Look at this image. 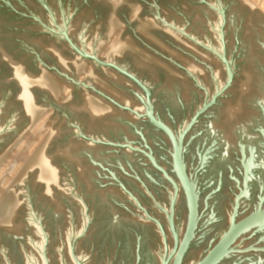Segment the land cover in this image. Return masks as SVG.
Returning a JSON list of instances; mask_svg holds the SVG:
<instances>
[{"label": "water", "instance_id": "95a60500", "mask_svg": "<svg viewBox=\"0 0 264 264\" xmlns=\"http://www.w3.org/2000/svg\"><path fill=\"white\" fill-rule=\"evenodd\" d=\"M0 264H264L252 1L0 0Z\"/></svg>", "mask_w": 264, "mask_h": 264}, {"label": "rangeland", "instance_id": "374dc122", "mask_svg": "<svg viewBox=\"0 0 264 264\" xmlns=\"http://www.w3.org/2000/svg\"><path fill=\"white\" fill-rule=\"evenodd\" d=\"M264 15V0H250Z\"/></svg>", "mask_w": 264, "mask_h": 264}, {"label": "bare ground", "instance_id": "6f19581e", "mask_svg": "<svg viewBox=\"0 0 264 264\" xmlns=\"http://www.w3.org/2000/svg\"><path fill=\"white\" fill-rule=\"evenodd\" d=\"M257 1V0H256Z\"/></svg>", "mask_w": 264, "mask_h": 264}]
</instances>
